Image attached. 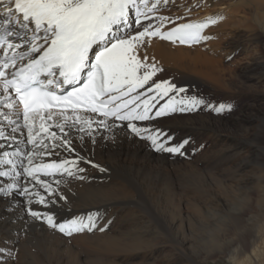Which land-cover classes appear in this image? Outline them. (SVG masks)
<instances>
[{"label": "bare ground", "instance_id": "obj_1", "mask_svg": "<svg viewBox=\"0 0 264 264\" xmlns=\"http://www.w3.org/2000/svg\"><path fill=\"white\" fill-rule=\"evenodd\" d=\"M153 2L154 0L151 4ZM8 6H13V2L11 5L9 0L0 2L2 22L6 18L4 14ZM157 11L154 17H168L171 24L166 29H161V32H168L181 24L216 20L215 24H209L202 33L209 38L202 40L198 45L186 46L178 41L172 43L159 37H145L137 49L138 59L149 65L155 64L164 74L172 75V78L168 77V81L176 85L178 81L191 83L199 89L207 88L212 83H221L225 76L221 60L216 56L221 55L219 48L224 44H232L229 39L231 31L239 29L235 36L240 34L245 38L229 46L228 56L233 57L248 40L249 32H257L253 26L242 28L243 25L251 22L250 18H253L258 25L264 22V0H169L167 4L161 0ZM137 28L136 32L142 31L141 26ZM136 32L127 34L134 35ZM262 35L256 34L252 37L256 38L257 42ZM0 53L2 54V50ZM13 70L9 69V74ZM229 74H232L231 71ZM233 76L236 77L232 74ZM244 77L239 82L240 85L251 86L250 90L253 91L257 90L254 86L264 81V76L258 78L245 75ZM224 85L238 94L224 89L225 91L222 90L220 93L221 97L235 101L236 98L244 95L242 89L235 86L232 81ZM182 87L185 88V85ZM152 95L154 93L149 97ZM167 100L168 97L161 99L157 96L153 101L156 107L152 110L155 112L161 105L167 103ZM258 100L264 102V97L257 98ZM4 101L5 94L0 88V102L3 104ZM246 108L249 113L243 112L229 119L225 117L216 120L204 119L201 115L198 120L185 121L178 118L179 120L171 125L153 123L156 119L147 120L145 123L132 122L140 128L169 132L168 136L172 139L166 146L188 140L182 149L184 154L174 155L156 151L150 141L137 138L127 127L129 122L117 123L84 113L79 115L93 121V135L89 136L87 130L80 132L78 129L81 125L66 126L65 131L68 132L66 139L71 141L73 151L70 152L63 147L52 149L51 145L53 143L58 145L60 141L49 140L43 133L41 135L44 136V143L49 145V149L45 150L33 144L29 147L24 141L28 130L23 127L24 121L19 105L12 110L2 106L0 113H5L9 117L15 113L21 128L19 136L14 140L0 139V144L4 145V148L0 149V160L5 159L3 156L5 151L9 153L19 151L20 156L9 157L16 161L17 171L21 172L16 183L21 189L26 186L32 193L39 192L50 202L48 207H44L35 203L37 197L32 196L33 203L29 204L28 197L15 191L7 198L0 195V264H210L219 261H227L228 264H264V166L257 172L251 169L252 156L260 154V151L264 154V107L251 105ZM99 121H106L111 127L105 128ZM62 122L60 117L47 121L50 125L49 132H55L57 136L63 137L64 134L55 126L56 123ZM71 123L72 121H68L69 125ZM36 127L38 129L39 122ZM180 135L185 137L180 138ZM208 143L211 144L210 147H219L218 156L235 159L236 163L233 167L220 168L227 175L229 172L232 173L235 184H232L233 178L230 181L223 180L214 174L211 175V170V173H208L202 169L210 163H206L210 160H206L207 156H203V148ZM33 149L37 153H44L34 157V164L60 163L65 159L79 158L78 166L84 169L79 175L83 179H74L60 185L57 194L48 197L40 184L23 175L22 165H27L24 156ZM93 164L99 167H93ZM101 167L105 171L101 172ZM10 170L9 165H0V171ZM115 171L124 173L125 177L121 173L116 174ZM203 176L208 181H216L223 192H215L206 202L198 204L187 198L186 192L191 180L193 183V179L199 180ZM40 178L56 187L55 177ZM9 183H12L11 179L0 177V188H5ZM136 189L144 199L151 200L152 212H158L156 215L161 217L159 219L161 222L157 223L161 227L150 222L148 218L140 216L142 212L136 213L135 216L131 210L126 212L125 209H128L130 202L135 200L134 204L137 205ZM71 190L82 193L84 200L78 199L72 202L73 200L70 199V202H66L58 199L59 195L68 197ZM51 200H55V204H52ZM185 204L194 209L193 213L185 208ZM29 207L41 213L53 214L58 223L77 217H87L89 214H98L96 229L92 232L74 234L71 237L65 236L49 228L46 223L33 221L27 215ZM122 211L126 213L129 227L136 228L133 239L130 241L123 239L124 243L115 236L117 229L114 228L117 217ZM202 214H207L214 221L208 225H201L199 230L202 231L197 233L198 228H195L194 221L197 220L196 216L205 220ZM101 228L105 231H100ZM40 233L49 234L51 237V244L46 245L49 246L46 259L38 250L30 248L27 253L20 250L31 238L40 237ZM194 256L198 258L195 262L191 259Z\"/></svg>", "mask_w": 264, "mask_h": 264}, {"label": "snow or ice", "instance_id": "obj_2", "mask_svg": "<svg viewBox=\"0 0 264 264\" xmlns=\"http://www.w3.org/2000/svg\"><path fill=\"white\" fill-rule=\"evenodd\" d=\"M12 2L13 0H9V5ZM168 2L169 0H163L164 4ZM160 3L161 0H154L149 7V0H14V8L7 7L4 14L6 18L0 23V88L5 94V108L12 110L17 105H22L23 127L28 130V143L49 149V145L44 143L43 133L49 140L60 141L58 145L53 143L52 149L63 147L71 152L73 149L71 141L66 139L68 132L65 127L81 125L78 130H87L88 135L92 136L93 121L79 115L80 112H91L105 118L129 121L127 127L131 132L140 139L150 141L156 151L184 154L182 149L188 140L166 146L172 139L167 133L137 127L132 121H146L176 112L195 111L204 101L195 97L177 99L188 90L167 80L149 85L148 92L154 95L141 100L137 89H143L162 69L138 59L137 49L145 37H159L161 40L172 43L178 41L187 45L199 43L209 38L202 33L209 24H215L216 20L181 24L166 33L159 28L150 30L153 26L149 25L134 35H128L126 31L123 35L120 34L122 30L131 27L130 11L134 10L135 24L140 27L142 18L151 19L148 14L156 11ZM157 19L169 20L168 17ZM22 48L26 50L17 51ZM9 69L14 70L9 74ZM141 69H146L143 74H139ZM65 86H70L71 91H65ZM12 92L14 97L10 95ZM157 96L161 99L168 97V100L153 114L152 109L156 107L153 101ZM208 107L217 114L230 111V106L223 104ZM0 116L9 124L15 125L13 133L20 130L21 125L16 120L10 119L5 113H0ZM56 117L63 120L62 123L55 124L64 134L63 137L49 132L50 125L47 121ZM68 121H72L71 125ZM99 123L105 128L111 127L106 121ZM0 139L10 138L0 130ZM11 139L14 140L15 137ZM3 148L4 145L0 144V149ZM40 154L44 153H37L33 149L24 156L27 165H22L23 175L40 184L48 197L55 196L60 185L74 179H83L79 175L84 171L78 166L79 158L65 159L60 163L34 164V157ZM20 155L19 151L3 153L5 159L0 160V165H9L11 170L0 171V177H8L12 183L0 188V195L7 198L15 191L28 197L29 204L33 203L31 197L35 196V203L48 207V198L39 192H30L26 186L21 189L16 183L21 172L17 171L16 161L9 157ZM92 166L99 167L96 164ZM100 171L105 169L101 167ZM39 174L55 177L56 187L42 180ZM58 199L66 200V197L59 195ZM55 202L51 200L52 204ZM27 215L33 221L46 223L49 228L71 237L95 230L98 214L77 217L64 223H58L53 214L41 213L30 207L27 208ZM99 230L105 231L104 228Z\"/></svg>", "mask_w": 264, "mask_h": 264}, {"label": "rangeland", "instance_id": "obj_3", "mask_svg": "<svg viewBox=\"0 0 264 264\" xmlns=\"http://www.w3.org/2000/svg\"><path fill=\"white\" fill-rule=\"evenodd\" d=\"M161 17H165V16H161ZM156 19L155 20H152L149 23H146L143 26H141L140 29L143 30V27H147L149 25H152L153 26V29H150V30H154L155 28H158V27H159V29H166L167 27L171 26V24L169 23L168 20L167 21H160L159 19H157V20ZM250 19H251V22L246 23V25L244 24L242 28H245L246 26L247 27L253 26L254 28L257 29V32L256 33H250L249 32V34H248V40L246 42H244V44L240 48V50L238 51L237 50L238 48L235 49L236 51H238L235 56H233V57L228 56L229 53H230L229 52L230 51L229 50V46L230 45L231 46L235 45V42L236 41H241V40L245 39V38H242L243 36H241L240 34H239L240 37L239 36H237V37L235 36V33L238 32L239 29H234L230 33L231 36H229V39H230V41H231L232 44H224L223 47L219 48V50H220L219 52L221 53V55L218 54L216 56V58L219 57V60H221L220 61L221 62V65H222V67L225 70V76L221 80V83L214 84V83L210 82L214 86H212V84H210V86L207 87V88L202 87V88L199 89L196 85L191 84V83H188L187 84V82H183L184 83L183 84L182 82H180V83H179V81L177 82V85L178 86L180 85V87H182V86L185 85V88L188 90L187 93L180 94V96L177 97V99H180V98L190 99L192 97H195V98H197L199 100H203L204 101V104H201L195 111H191V112H176V113H174L173 115H170V116L167 115L166 117H163V118H157L155 120V122H153V123L158 122V123H161L162 125H171L172 123H174L175 121H178L179 119L180 120L181 119H184L185 121H187V120H198L201 117L204 118V119L205 118H209V119L211 118L213 120L220 119V118L224 119V117H225V119H229V118H232V117H236V116H238L240 114H243V112L249 113L248 110L246 111V109H247L246 107H248V106H251V105H254L255 106L256 105L259 108H263L264 107V102H260L259 100L257 101V98H263L264 97V81H262L261 83H258L257 84L258 86L257 85L254 86L253 85L254 88L257 89L256 91L250 90L251 86H246L245 87L243 85H240V83H239V82H241L243 80V78H245L244 77L245 75L253 76V77H258V78H259V76H264V22L261 23L260 25H258L256 22L253 21L254 20L253 18H250ZM163 22H164V24H163ZM137 29L138 28H133L131 30L130 34H133L134 32H136ZM232 34H234V35H232ZM256 34H260V35L263 34L262 37L259 40H257V42L255 41L256 38L252 37V36H254ZM257 64H258V66H257ZM248 65H249V67H248ZM229 71H231V73L233 75H235L236 77H234V76L232 77V74L230 75L229 74ZM143 72H144V69H141L139 74H143ZM168 77L172 78V75L171 74H168V73L167 74L166 73L164 74L163 71L160 72V73H156V75L153 77V79L149 81V84L148 85H152L154 82H160V81H162L164 79H166L168 81ZM228 81H232L235 86L237 85L238 88L242 89V92H243L244 95L236 98L235 101L234 100L229 101L228 98L221 97L220 96V93L224 89L226 91H228V92L236 93V92L232 91L230 89V87H226L224 85V83H226ZM219 84H221V85H219ZM190 86H191V89L192 90L190 89ZM193 88H194V90H193ZM236 94H238V93H236ZM1 104H2V102H0V108L3 106V104L2 105ZM221 104L226 105V106H230V111L229 110H226L222 114H217L214 111H212L210 107H208L209 105L219 106ZM263 113H264V111H263ZM206 115H207V117H205ZM192 116H194V117H192ZM263 116H264V114H263ZM9 118L10 119L13 118V120L14 119L15 120L17 119L15 113L11 117H9ZM12 127H15V125L12 126V124L7 123V120H5L3 116H0V130H2L5 133V135L8 136L10 139L13 136L14 137H17L20 134L19 131L13 133L12 132ZM17 133H18V135H17ZM58 133H60V132H58ZM165 133H168L167 135L170 134L169 132H166V131H165ZM179 137L180 138L181 137L184 138L185 135H182V136L180 135ZM137 138H139V137H137ZM24 141L27 143L28 146H33L32 144L30 145V143H28V134L25 135ZM205 146L203 148V150H204L203 156L204 157L207 156L206 157V160H210V161H206V160L205 161H206V163L207 162H210V163H207L208 165L206 164L205 166H203L202 169H205V171L208 172V173H211V171H212L211 175L214 174L215 176H217V178L219 177V178H221L223 180L228 179L230 181L233 178L232 177V173L229 172L228 175H227V173H225L222 169H225V168L228 169V166H229V168H230V166L233 167L234 164L236 163L235 159L234 158L228 159L227 157L224 159V158L218 156V152H219L218 149H219V147L218 148L217 147H210L211 146L210 143L206 144ZM207 150H209V151H207ZM258 162L260 163V165H259ZM251 163H252L251 164V166H252L251 169H254L253 171L257 172L259 169H261V167L264 166V154H263V152L260 151V154L253 155L252 156ZM214 164H215V167H214ZM227 164H229V165H227ZM212 165H213V167H212ZM217 166H218V170H217ZM220 168H222V169H220ZM206 169H208V170H206ZM115 173L116 174H119V173L122 174V172H119V171H115ZM122 175L125 177L124 173ZM233 175H234V173H233ZM213 178H215V177H213ZM232 181H231L232 184H235L236 183L235 182V178H233ZM191 182H192V180H191ZM191 182L188 185V189H187V192H186L187 194L186 195H187V198H190L193 202L195 201L198 204H203L204 202H206L209 199V197L211 196V194L214 195L215 192H220V193L223 192L222 189L219 187V185L217 184L216 181L215 182H214V180L213 181H210V180L208 181V180L205 179V176L200 177L199 180L193 179V183H191ZM70 193L71 194H68L67 195L68 197H66V200H65L66 202H70V199L73 200L72 202H75L78 199L84 200L83 199L84 197L82 196L83 195L82 193L79 194L77 192H74L73 190H71ZM136 194H137V199H136L137 205L135 206V204H134V201L135 200L132 201V202H130L131 204L128 205V209H125L126 212L128 210H131L133 212V215L134 216H135L136 213L137 214L138 213L140 214L142 212L140 214V216H142L144 218H148L150 220V222H152L153 224L160 223L161 221H159V219L161 217L158 216V215H156L158 212H156V211L152 212V209H151L152 208L151 207L152 202H151V200L146 199V198L144 199L140 195V193L138 192L137 189H136ZM78 195H80V196H78ZM186 207H187V210H189V212L193 213L192 211H194V209L191 206H186V204H185V208ZM149 211H151V212H149ZM120 213H121L120 214L121 216L119 215L117 217V220H116L117 224L114 227L115 229H117L116 232H115V236L121 242H123L125 239L130 241L136 235L135 234L136 233V231H135L136 228L135 229L134 228L131 229L132 227H129V221L126 220V213H124L123 211L120 212ZM202 215L205 217V220H202L200 216H196L195 215L196 218H197V220H195L194 223H195V228H198V230H199V227H201V225H203V226L204 225H208V224L213 223V221H214L213 218L210 219V217H208L207 214H202ZM203 216H202V218H203ZM154 218H155V220H154ZM199 218H200V220H199ZM157 225L159 227H161L160 224H157ZM130 229H131V232H130ZM198 230H197V233H201L202 230L201 231L200 230L198 231ZM40 237H38V238L37 237H35V238L33 237V239L31 238L29 240V242H28L29 245L27 243V245L25 247H22L20 250L22 252H24V253H27L30 250V248L33 249V250H38L41 254H43L42 256L44 257V259H46V255L49 252V246H46V245L47 244L49 245V243L51 242V237H50L49 234L43 235L42 233H40ZM168 238H170V237H168ZM170 239H168V240L171 241ZM42 244H43V246H42ZM168 244L170 245V243H168ZM40 246H41V248H39ZM191 259L194 262L196 260H198V258L196 256H194ZM226 262L219 261L217 263H210V264H228Z\"/></svg>", "mask_w": 264, "mask_h": 264}]
</instances>
